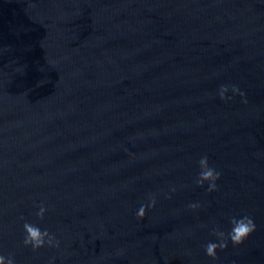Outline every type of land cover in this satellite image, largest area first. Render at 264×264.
<instances>
[{
	"label": "water",
	"instance_id": "obj_1",
	"mask_svg": "<svg viewBox=\"0 0 264 264\" xmlns=\"http://www.w3.org/2000/svg\"><path fill=\"white\" fill-rule=\"evenodd\" d=\"M201 155L214 191L194 182ZM242 214L255 230L206 257ZM24 221L56 246H25ZM0 253L264 264V2L0 0Z\"/></svg>",
	"mask_w": 264,
	"mask_h": 264
},
{
	"label": "clouds",
	"instance_id": "obj_2",
	"mask_svg": "<svg viewBox=\"0 0 264 264\" xmlns=\"http://www.w3.org/2000/svg\"><path fill=\"white\" fill-rule=\"evenodd\" d=\"M264 2V0H262ZM231 91L236 94L239 89L236 85H231ZM229 91L228 85H220L217 89L216 95L221 101L231 100V96H226ZM240 95H243L240 92ZM197 173L195 177V184L201 186L206 184V191H214L217 187L216 181L220 177V172L209 164L208 156L201 155L196 161ZM174 191V189H169ZM167 194H165L166 196ZM147 204L142 203L136 210V217L142 219L145 213V208H151L156 203V197L154 193H148L146 196ZM189 208L198 207L197 203H189ZM46 209L43 203L37 206L35 215L37 218H42ZM228 230L225 231L215 225L210 229V233L215 237L208 240L203 246V252L206 257L211 260L216 259L217 250L225 249L230 243L233 246L241 244L254 230L255 223L252 217L248 214H242L239 216H231L228 219ZM23 239L22 243L25 246H30L32 250H36L45 245L56 246V241L52 234L47 229H41L38 225L24 221L22 223ZM0 264H16L12 255L5 256L0 253Z\"/></svg>",
	"mask_w": 264,
	"mask_h": 264
}]
</instances>
